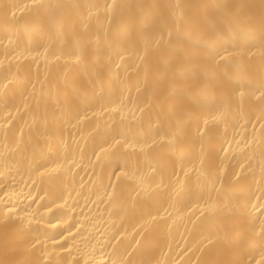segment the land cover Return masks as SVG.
Here are the masks:
<instances>
[{"label": "bare ground", "instance_id": "bare-ground-1", "mask_svg": "<svg viewBox=\"0 0 264 264\" xmlns=\"http://www.w3.org/2000/svg\"><path fill=\"white\" fill-rule=\"evenodd\" d=\"M0 264H264V0H0Z\"/></svg>", "mask_w": 264, "mask_h": 264}]
</instances>
